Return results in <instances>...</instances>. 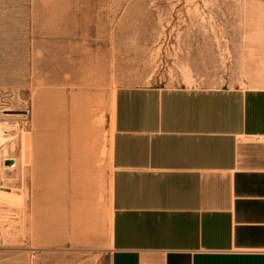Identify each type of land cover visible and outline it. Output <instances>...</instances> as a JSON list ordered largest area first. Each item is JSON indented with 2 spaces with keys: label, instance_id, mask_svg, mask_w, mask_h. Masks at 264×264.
<instances>
[{
  "label": "rangeland",
  "instance_id": "374dc122",
  "mask_svg": "<svg viewBox=\"0 0 264 264\" xmlns=\"http://www.w3.org/2000/svg\"><path fill=\"white\" fill-rule=\"evenodd\" d=\"M263 75L264 0H0V264H110L118 87Z\"/></svg>",
  "mask_w": 264,
  "mask_h": 264
},
{
  "label": "crops",
  "instance_id": "0c3cea01",
  "mask_svg": "<svg viewBox=\"0 0 264 264\" xmlns=\"http://www.w3.org/2000/svg\"><path fill=\"white\" fill-rule=\"evenodd\" d=\"M110 124V264H264V75L121 86Z\"/></svg>",
  "mask_w": 264,
  "mask_h": 264
},
{
  "label": "bare ground",
  "instance_id": "6f19581e",
  "mask_svg": "<svg viewBox=\"0 0 264 264\" xmlns=\"http://www.w3.org/2000/svg\"><path fill=\"white\" fill-rule=\"evenodd\" d=\"M6 111H9L10 109H5ZM3 129H4V125L2 123H0V134L3 133ZM3 138V137H2ZM1 175V174H0ZM5 198H7V195L4 194V192L2 193L0 191V200L3 201L5 200Z\"/></svg>",
  "mask_w": 264,
  "mask_h": 264
}]
</instances>
